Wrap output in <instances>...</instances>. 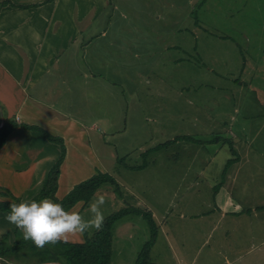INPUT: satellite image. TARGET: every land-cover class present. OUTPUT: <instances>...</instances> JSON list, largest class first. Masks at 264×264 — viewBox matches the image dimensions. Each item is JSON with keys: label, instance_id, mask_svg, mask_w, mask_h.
<instances>
[{"label": "rangeland", "instance_id": "rangeland-1", "mask_svg": "<svg viewBox=\"0 0 264 264\" xmlns=\"http://www.w3.org/2000/svg\"><path fill=\"white\" fill-rule=\"evenodd\" d=\"M109 1L101 18L113 19L108 37L118 42L108 54L98 53L107 90L106 100L97 101L99 88L88 95L95 120L90 143L122 195L102 185L80 214L90 215L94 197L105 198V218L128 205L147 209L140 204L145 201L159 213L153 264H225V256L236 258L234 264H264V246H251L264 237V230L257 232L264 220L242 228L212 210L215 190L229 189L234 173L239 182L231 181L233 198L244 194L264 201V0ZM168 41L172 46L165 52ZM119 47L128 52L122 59L115 55ZM88 59L97 61L95 55ZM216 135L220 142L211 141ZM244 156L251 159L248 168ZM143 164L156 177L140 168ZM165 206L170 210L161 224ZM180 209L187 215L207 213L200 220L188 218V226H212L198 234L178 231L172 214ZM7 214L0 212V236L16 227ZM125 222L128 231L114 239L110 264H133L150 237L141 215H126L116 226Z\"/></svg>", "mask_w": 264, "mask_h": 264}, {"label": "crops", "instance_id": "crops-1", "mask_svg": "<svg viewBox=\"0 0 264 264\" xmlns=\"http://www.w3.org/2000/svg\"><path fill=\"white\" fill-rule=\"evenodd\" d=\"M2 1L0 125L6 117L13 120L17 126L0 146V202L13 201L14 196L29 200L36 195L47 172L60 156L59 141L62 140L65 154L59 168L55 191V196L60 199L75 184L89 178L97 170L107 172L104 162L90 143V130L94 127L95 120L92 119L93 109L88 102V95L93 87L99 88L97 101L106 100V95L102 98V91L107 90V81L97 66L101 67L98 62L101 56L98 53L104 49L108 54L109 49H113L118 42V38L108 37L113 19L101 18L110 1L7 0L9 3L4 6L1 5L4 4ZM19 4L27 7H20ZM98 41L101 43L95 50ZM171 46L168 41L163 50L167 52ZM127 53L119 47L115 55L122 59ZM92 55L97 57V61L88 59ZM137 56L132 54L133 58H138ZM124 62H129L127 56ZM157 63L155 61L151 66V72H155ZM139 64L140 62H135V66ZM101 118L104 116L97 120ZM26 125L36 126L37 129L27 128ZM50 135L55 139H49ZM243 160L245 168L251 166L249 157L244 156ZM235 162L237 161L232 163ZM150 167L145 166L142 169L149 168V175L156 177L151 174ZM155 173L158 174L157 168ZM231 181L239 182V176L235 178V173L230 175L229 189L227 185H222L215 190L213 201L216 207H212V210L217 212L220 218L228 216L231 222H239L242 228L251 229L253 223L264 220V201L260 202L259 198H255L259 199L258 201H253L250 197L246 199L244 194L236 200L231 193ZM255 188L256 186H252V189ZM140 204L151 212L154 220L159 216L158 209L151 203L140 201ZM242 204L245 207H241ZM86 205L83 201H78L71 210L79 211ZM258 207L261 211H257ZM169 210L170 207L165 206L160 215L163 218L161 224L166 222ZM205 212L187 215L180 209L172 215L179 220L178 231H193L198 234L212 225L194 228L188 226L186 221L188 218L190 222L203 219L207 214ZM129 224L125 222L118 227L115 223L113 227L111 261L113 241L118 234L123 235L128 231L126 225ZM156 224L158 225V221ZM258 229L260 231L257 232L261 233L264 225ZM201 238L202 234L199 241ZM84 240L85 235L78 234L70 237L69 242L82 243ZM251 243L255 248L264 246V237ZM246 254L247 252L244 255ZM241 256L240 253L237 258L240 259ZM227 259L230 264L237 260L235 258L231 261L228 257ZM150 264L153 263L150 261Z\"/></svg>", "mask_w": 264, "mask_h": 264}, {"label": "trees", "instance_id": "trees-1", "mask_svg": "<svg viewBox=\"0 0 264 264\" xmlns=\"http://www.w3.org/2000/svg\"><path fill=\"white\" fill-rule=\"evenodd\" d=\"M2 3L7 4L9 1L4 0ZM20 7H27L21 5ZM17 126L10 119H4L0 126V146L5 142L8 134ZM32 129H37L36 126H27ZM49 139H55L51 135ZM221 136H215L211 141H219ZM166 144V142H164ZM61 146L60 156L53 166L47 172L40 191L31 199L39 201L44 197L53 198L56 202L63 204L65 209H70L76 202L83 201L86 205L93 194L102 186L110 185L117 196H121L122 188L119 183L107 172L97 170L95 174L81 182L75 184L73 188L62 198L55 196L57 181L59 176V168L65 154V147L62 140L59 141ZM161 145H164L161 143ZM160 144L155 146L153 150L159 149ZM233 160H228L227 163ZM144 167V164L140 168ZM19 198H14L13 201L0 202V212L9 211L11 202L19 203ZM129 214L141 215L148 223L150 229V237L139 250L133 264H150V250L156 239L157 224L153 219L151 212L148 209H143L138 206L128 205L120 210L112 213L104 220L102 230L94 231L92 235L85 234V240L82 243H58L55 246L46 245L43 249L36 247L30 240H24L23 234L17 227L11 231H7L0 236V262L4 264H37L39 262L55 260L64 264H110L111 261V246L113 227L115 223ZM39 256L45 259L39 260Z\"/></svg>", "mask_w": 264, "mask_h": 264}, {"label": "clouds", "instance_id": "clouds-1", "mask_svg": "<svg viewBox=\"0 0 264 264\" xmlns=\"http://www.w3.org/2000/svg\"><path fill=\"white\" fill-rule=\"evenodd\" d=\"M105 202L103 196L94 197L89 203L90 215L86 217L79 211L65 209L62 203L47 196L39 201L25 199L19 203L11 202L5 219L21 230L24 240H30L43 249L46 245L67 243L70 237L83 235L89 230H102L105 220L102 207ZM47 264L57 262L49 260ZM225 264H230L227 257Z\"/></svg>", "mask_w": 264, "mask_h": 264}, {"label": "water", "instance_id": "water-1", "mask_svg": "<svg viewBox=\"0 0 264 264\" xmlns=\"http://www.w3.org/2000/svg\"><path fill=\"white\" fill-rule=\"evenodd\" d=\"M2 124L3 123H1V125L0 126H2ZM57 262V264H64V263H62V262H59V261H56ZM37 264H47V261H44V262H39V263H37Z\"/></svg>", "mask_w": 264, "mask_h": 264}, {"label": "bare ground", "instance_id": "bare-ground-1", "mask_svg": "<svg viewBox=\"0 0 264 264\" xmlns=\"http://www.w3.org/2000/svg\"><path fill=\"white\" fill-rule=\"evenodd\" d=\"M0 264H4V263H1V262H0Z\"/></svg>", "mask_w": 264, "mask_h": 264}]
</instances>
